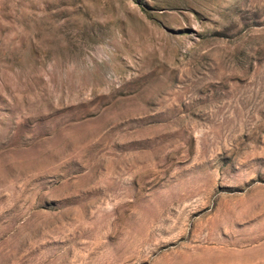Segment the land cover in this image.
<instances>
[{"label": "rangeland", "instance_id": "obj_1", "mask_svg": "<svg viewBox=\"0 0 264 264\" xmlns=\"http://www.w3.org/2000/svg\"><path fill=\"white\" fill-rule=\"evenodd\" d=\"M0 264H264V0H0Z\"/></svg>", "mask_w": 264, "mask_h": 264}]
</instances>
